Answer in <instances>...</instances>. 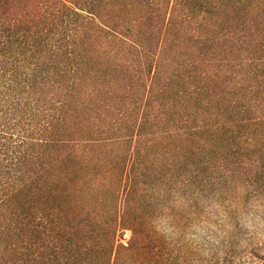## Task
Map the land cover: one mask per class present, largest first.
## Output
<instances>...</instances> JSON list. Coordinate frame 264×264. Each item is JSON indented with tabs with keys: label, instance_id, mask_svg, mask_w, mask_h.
<instances>
[{
	"label": "trees",
	"instance_id": "1",
	"mask_svg": "<svg viewBox=\"0 0 264 264\" xmlns=\"http://www.w3.org/2000/svg\"><path fill=\"white\" fill-rule=\"evenodd\" d=\"M37 1L34 19L0 4V264H100L86 228L103 264H121L117 218L49 204L51 170L84 172L96 149L123 147L121 185L136 184L164 144L264 209V0ZM249 256L264 264V241Z\"/></svg>",
	"mask_w": 264,
	"mask_h": 264
},
{
	"label": "rangeland",
	"instance_id": "2",
	"mask_svg": "<svg viewBox=\"0 0 264 264\" xmlns=\"http://www.w3.org/2000/svg\"><path fill=\"white\" fill-rule=\"evenodd\" d=\"M0 4L11 13H30L33 19L41 7L37 0H0ZM236 19L230 16L226 22L243 23L245 16ZM150 145L140 158L136 184L121 185V172L129 169L124 168L123 147L96 149L89 154L96 161L84 172H71V163L53 168L52 212L58 213L63 205L70 215L89 210L97 221L111 223L117 218L119 240L130 247L123 251L121 264H254L249 252L264 241L261 196L243 182H226L223 174L195 168L190 157L161 156L164 144ZM105 162L111 163L113 173H107ZM96 174L101 182L93 184L94 195H89L88 185ZM102 210L106 214L98 216ZM85 232L80 245L87 263L103 264L97 242L89 237L90 228ZM99 236L104 239V231Z\"/></svg>",
	"mask_w": 264,
	"mask_h": 264
}]
</instances>
